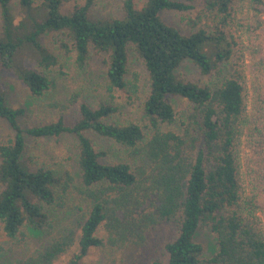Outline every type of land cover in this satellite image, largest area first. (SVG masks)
<instances>
[{"label":"trees","instance_id":"obj_1","mask_svg":"<svg viewBox=\"0 0 264 264\" xmlns=\"http://www.w3.org/2000/svg\"><path fill=\"white\" fill-rule=\"evenodd\" d=\"M65 1L18 0L23 17L15 26L12 0H0V68L13 70L31 96L41 98L53 85L45 72L57 59L40 37L53 32L78 68L92 54L105 55V89L113 99L134 87L128 70L140 61L146 73L143 118L108 121L116 112L112 104L81 103L72 125L58 117L23 127V110L7 105L0 88V118L13 132L0 144V224L14 245L0 243V264H53L71 249L69 264H82L104 241L122 248L165 223L176 233L163 246L164 260L151 264H264V0H124L121 15L106 19L91 16L95 0L63 13ZM165 11L180 14L190 31L166 23ZM25 47L39 70L15 65ZM187 62L201 75H215V83L182 79L178 72ZM171 97L189 103L180 124ZM87 132L124 154L105 161L106 152L95 149ZM62 135L77 142L79 216L70 208L66 216L57 211L67 177L33 166L27 155L28 140ZM242 166L250 174L248 193ZM102 226L105 240L98 236ZM202 227L215 235L216 250L207 259L195 241Z\"/></svg>","mask_w":264,"mask_h":264},{"label":"rangeland","instance_id":"obj_2","mask_svg":"<svg viewBox=\"0 0 264 264\" xmlns=\"http://www.w3.org/2000/svg\"><path fill=\"white\" fill-rule=\"evenodd\" d=\"M38 1V0H37ZM124 0H95L90 9V14L94 18L106 19L121 15V8ZM142 4L145 0H134ZM84 0H66L62 6V12L67 13L76 4H82ZM11 12L15 26L21 23L23 13L19 7L18 0H12ZM193 15V14H191ZM162 19L183 32L188 33L190 28L180 14L165 11L161 13ZM193 17V16H192ZM1 38V20H0ZM60 36L55 33H47L40 37L42 46L52 53L57 59V65L48 69L45 74L52 80V87L41 98L31 96L27 87L17 78L13 70L0 68V88L4 94L7 105L12 108H21L23 114L19 118V123L23 127H31L43 123L53 122L58 117H62L67 125H72L79 118V107L81 103L88 106H96L99 103L107 102L116 108L108 121L124 123L128 120L140 121L143 118L142 102L146 90V73L140 61L133 62L128 70V79L134 87L125 91L115 92L113 99H110L104 83L105 66L103 60L105 55H91L88 64L83 68H78L74 61V54L66 52L59 45ZM245 45L249 46L248 42ZM26 49L15 55V65L17 67L31 68L39 70L35 55ZM241 48V47H240ZM246 63L249 65V55L246 52ZM248 70V69H247ZM179 75L186 81L203 85L215 83L217 77L201 75L198 69L191 63H185L179 70ZM249 75V73H248ZM252 95L249 88L248 104L251 108ZM174 110L177 113V121L185 117L189 110V103L178 97H171ZM145 120H143V123ZM181 131V126L177 128ZM86 136L92 141L97 151L106 152L105 161H117L124 154L123 148L109 140L100 138L92 132H87ZM13 137V132L7 122L0 118V144L7 142ZM28 152L30 163L38 167L44 164L47 168L54 169L62 177H67L70 182L69 187L60 193L59 202L61 207L57 209L61 216H66L68 209H72L78 216L83 211H78L80 205L74 185L78 184V168L76 164L77 142L71 135H62L57 138H47L38 140H28ZM245 151L241 152V157L245 158ZM121 158V157H120ZM252 161H256L252 155ZM256 169V164H254ZM264 171V168L261 169ZM260 171V170H255ZM241 174L248 183L250 174L247 167L242 166ZM245 191L248 193L246 184ZM261 200L264 201V180L260 182ZM263 220L264 216L262 215ZM176 229L172 224H159L150 229L145 234V239L140 242L131 243L122 248L109 246L106 241L100 248H91L82 264H151L155 259L164 260L163 246L172 237ZM98 236L105 240L107 236L106 228L102 226L98 231ZM36 240L35 238H32ZM195 241L202 246V259L212 256L216 250L215 235L208 227L199 228L195 235ZM34 242V241H32ZM0 243L5 247L9 246L1 231ZM11 246V245H10ZM12 245L11 247H13ZM72 249L65 255L58 257L53 264H69Z\"/></svg>","mask_w":264,"mask_h":264}]
</instances>
